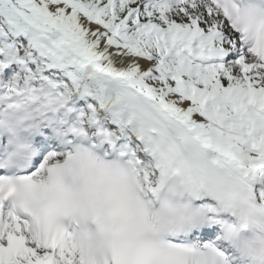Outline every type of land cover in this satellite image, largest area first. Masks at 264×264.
Wrapping results in <instances>:
<instances>
[{"label": "snow or ice", "instance_id": "6c2138e0", "mask_svg": "<svg viewBox=\"0 0 264 264\" xmlns=\"http://www.w3.org/2000/svg\"><path fill=\"white\" fill-rule=\"evenodd\" d=\"M0 264H264V0H0Z\"/></svg>", "mask_w": 264, "mask_h": 264}]
</instances>
